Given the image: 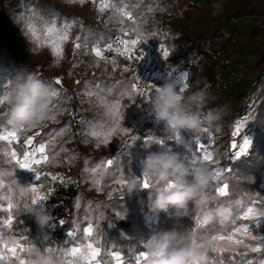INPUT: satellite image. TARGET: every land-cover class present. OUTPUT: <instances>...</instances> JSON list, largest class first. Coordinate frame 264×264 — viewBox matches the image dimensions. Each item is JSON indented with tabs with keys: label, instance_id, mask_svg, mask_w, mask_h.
Masks as SVG:
<instances>
[{
	"label": "trees",
	"instance_id": "1",
	"mask_svg": "<svg viewBox=\"0 0 264 264\" xmlns=\"http://www.w3.org/2000/svg\"><path fill=\"white\" fill-rule=\"evenodd\" d=\"M113 1L114 3L116 2V0ZM215 1H217V3L219 2V0ZM178 2L181 7L189 9L190 11L197 12L199 10V6L194 0H179ZM227 2L236 4L235 12H224L227 16L242 13H264V1L228 0ZM125 3L128 7L136 11V14H134L137 21L135 25L129 20H122L120 15L115 14L117 11L110 9L109 14H111H108L98 26L83 25L80 22V26H82L80 38H85V41L92 45L100 42L101 46H103L109 42H114L118 36H122L123 33L120 31L122 28L131 30L135 27L146 37V39L142 41L150 45L153 52H158L161 46L169 49L170 45L166 44V37L161 28L164 16L163 11L166 10V5L169 3L157 2L155 0H125ZM116 6L122 7L123 4L117 3ZM0 10L3 14V24L0 26V85L11 80L18 72H33L40 77L41 71L39 67L27 65L22 60L16 43L11 40L12 37L9 31L13 25L11 14H13V12L18 13L20 21H23L26 25L33 23L38 29L50 21L54 15L58 18H61L62 15L59 14L57 10L51 9L50 0H0ZM210 15H212L211 11L208 13V16ZM208 16H205L208 23L207 27L210 28L213 26L216 28L218 23L215 22L211 16ZM71 18L78 19L76 16H72ZM200 27L203 28V25H200ZM206 32L209 34V31ZM129 34H132L131 31H129ZM106 58L108 61L112 60V58ZM160 59L165 60L162 55ZM260 60H264V53ZM260 62L261 61H259V64ZM96 63L95 56L90 51L87 52L75 69L76 80L71 90L73 96L72 103L68 105H61V102L55 103L53 106L58 105L61 109L54 113L56 117L55 120H46L42 124H39L38 127L21 133V141H23L25 136H35L34 143L36 141H41L45 144L54 146L52 151L55 155L53 156L52 152L49 153L50 159H52L53 162L45 164L49 172H56V167L62 160L66 161L68 168L74 171V190L68 193L67 196L57 199L59 204L62 205V208L59 210V213L54 216V220L51 223L52 229H48L49 240L53 245L60 244L67 247L68 242H65V239L68 230L74 228L77 222L80 223L81 229L85 227L86 224L84 221L86 213L92 220L99 221L105 209H112L117 211L120 217L135 224L137 232L133 233L125 225L112 226L108 224L107 220L109 217L111 218V214L108 213L100 219L103 221L102 223L100 222V228L95 233L99 235L100 241L109 248L115 243L125 250L128 247L143 250V246L139 244V241L142 242L146 240L153 232L189 230L194 226L195 219L197 217L199 218V216L194 213L192 217H177L174 215L175 209L170 208L167 213H155L156 218L151 223V227H148L142 222V216L150 212L147 207L148 190L144 189L131 198L124 196V188H122L121 185H117L112 180L114 175L113 166H107V170L102 168L97 173L96 179L100 180L103 185V190H96L92 183L93 178L90 174V169L96 168L102 161H106L109 158L115 159L123 150L125 155L121 159L125 173L124 178H142L143 174L140 167L135 166L131 161L142 162L149 152L158 151L156 149V144H152L150 148L145 149L143 147L145 143L138 135H133L140 138L134 143H132L131 140L132 136L127 138L133 127L147 125V123L142 120H144L148 110L151 109V101H148L146 98L129 100L127 95L121 100V111L124 115L121 120V128H128L129 133L127 135L123 133L114 134L108 144L101 143L99 147H97L96 139L90 135L91 126L106 122L108 117L106 116L105 108L96 103L95 96L91 99L86 96L84 91L85 88L90 86L89 82L99 84L101 88L110 90V92L105 93V97L109 99L110 103H114L115 98L119 97L121 93H126L129 90L132 80L129 75L123 73V70V72L119 71L115 73L113 65L110 62L105 63V61H100L98 67ZM187 65V62L183 63L188 73L187 83L190 86V88H188L189 90L194 88L197 80L201 81L204 69L200 62L194 65ZM136 69L138 75L141 72V66L137 65ZM211 69L215 71L216 67L213 66ZM77 81L81 83L77 84ZM81 101L88 102L82 103ZM53 106H51V108ZM6 119L3 121L5 126ZM252 121L254 122L252 133L255 137L248 155H243L238 160L228 159L226 168L229 170L222 172L218 181L213 182L209 189L210 192L216 194V186H223L225 183L229 185V195L226 197L219 196V203L232 206V215L226 222L213 220L210 223L203 224L202 229L198 230V232L200 234L202 232L206 233L204 236L207 238L221 231L226 232L235 215L245 206L252 203V201L257 198L256 194L258 192L264 195V189L259 185L261 176L264 174V152L262 148V142H264V136H262L264 131V96L256 107V113L252 116ZM36 133H39V135L36 136ZM86 133H88L87 136ZM50 138L52 139L50 140ZM86 138L89 140L87 144L83 142ZM13 147L17 148V151L22 154L23 149H21L19 145L14 144ZM213 153L214 158L219 159L220 150ZM6 160V156L0 155V168L12 171L11 166L6 163ZM15 177L21 186H29L22 169H16ZM51 180L49 176L48 180H46L43 185H49L50 182H52ZM150 182L152 183V181ZM5 183H8L7 178ZM89 189H92V193L90 194L87 193ZM109 193H111V196H109ZM237 197L243 198V203L239 206L236 205ZM20 199L22 205L20 209H24V204L28 203V198L21 197ZM77 201L80 205L79 209L75 207ZM141 201H143V203H141ZM257 205L258 210L264 209V202H260ZM191 206L190 204V207ZM89 209H91V211H89ZM98 210H101L100 216L96 215ZM18 219V227L20 230H23V222H26L28 225L37 224L29 212L19 213ZM60 219L65 220L63 226L59 224ZM251 229L254 234H264V222L261 223L259 228L253 224ZM4 231L8 237H19L21 235V233L16 231L15 225L12 230L5 229ZM121 232L126 234L125 238L121 236ZM28 237L35 241L30 235ZM247 242L253 245L257 243L256 241ZM244 251L243 248L235 252L225 251L222 254L224 257V264H229L228 257L230 256H235L234 264H242V262L247 260H252L253 264H259L261 260H264V248L258 253L248 252L246 256L241 255ZM219 255L218 253H213L211 244V249L208 253V264H215V260ZM13 264H15V262H13Z\"/></svg>",
	"mask_w": 264,
	"mask_h": 264
},
{
	"label": "rangeland",
	"instance_id": "2",
	"mask_svg": "<svg viewBox=\"0 0 264 264\" xmlns=\"http://www.w3.org/2000/svg\"><path fill=\"white\" fill-rule=\"evenodd\" d=\"M155 1L169 3L166 5V10L163 11L164 16L161 25L165 37L168 35L167 37L169 38L168 42L167 37L165 40L166 44L170 45V56L168 59L161 60L160 50H158V52H153L151 46L146 44L144 41H141L135 52V56H139L144 53L143 59L141 60H137L135 56L132 59H125L122 56H117L114 52H105L104 55L105 57L112 59L115 58L117 61L115 73L119 71L123 72V69L127 68L128 71H124L123 73L125 75H129L132 82L133 77L137 76L139 79H141L139 82L142 87L145 86L146 83H152L156 86H161L165 79L169 77L176 81L177 76L186 72V68L183 66L184 62H187V66L200 62L204 69L201 76V86H203L205 83L210 85L208 88L210 99L204 111L207 112L208 110H215L222 113V119L219 121L218 128H208V126L205 124L203 125L202 130L207 128L208 131L215 137V141L211 144L210 150L213 152L220 150L218 159L220 160V165H218V167H227L226 162L228 159H231V143L233 140L235 139L236 143L239 144L242 142L243 136H247L251 140V147L252 141L255 137V135L252 133V128L254 126L252 116H254L256 113V107L264 96V60H260L262 54L264 53V27L259 26L254 21H249L246 23L245 29L240 33H237V35L233 37V40L228 42L231 51L226 52L222 58L218 59L201 50H208L217 42V38L214 37L216 28L213 26L210 28L207 27L208 23L206 17L208 16L209 12L206 10V7L208 4H213L215 7H221L223 13H232L236 11L235 3L230 4L227 2L228 0H219L218 3L215 0H194V2L199 6V10L197 12H193L189 9L181 7L178 2L179 0ZM112 2L114 1L112 0ZM50 5L51 9L57 10L59 14L62 15V17L58 18L56 15H54L48 22H54L57 27H59L65 21L72 22L75 20L73 27L69 31V40L64 44V56L59 64L53 63L54 58L51 55V50L49 47H41L35 42L34 38L29 32L28 25L19 20L20 17L18 16V13L13 12V14H11L13 25L9 31L12 37L11 40L16 43V47L20 51L22 60L27 65L38 66L39 70L41 71L40 78L45 83L54 81L58 77L62 78L63 83L61 86H56L54 83L52 85L53 88L60 89V96L52 99L51 106L57 102H61V105H68L73 101L71 90L76 80L75 69L77 66L73 67V62L75 60L76 64L78 65L86 55L84 49H81L80 53L76 57L73 56L72 41L75 39V37H80V22L83 25L98 26L100 22L108 16L110 9L101 14L98 11V5L93 4L91 0H85V3L83 4L69 3L68 0H50ZM123 6H125V4H123ZM128 8L134 16V14H136L135 9L131 7ZM115 14L118 13L116 12ZM246 14L252 15L254 20L256 16L262 15L264 13ZM72 16H76L78 19H73L71 18ZM121 18L122 20H128L123 17ZM2 24L3 14L0 10V26ZM200 25H203V28H201ZM206 31H209V34ZM205 40H207L208 43L206 48H203ZM81 42L86 43L89 47L92 46V44H89L85 41V38L81 39ZM259 61H261L260 64ZM137 65L141 66V72L138 75L136 69ZM213 66L216 67L215 71H212L211 69ZM237 68H240L238 71V77H233L231 72H237ZM178 88L179 84H177V89ZM190 90H194V88L187 90L183 94H187ZM0 111H3L2 107H0ZM246 116L248 117V122L244 129H242L241 136L233 138L231 133L234 130L235 121ZM142 121L146 122L147 125H138L133 127L127 138L133 135H138L142 140L146 136L167 140V138L172 135L164 129L163 121H158L151 109L148 110L147 115ZM202 130L199 131L200 134H203ZM179 131L182 138V143L172 144L170 146L175 152L179 153L181 159L187 163L185 156L188 155L189 147L194 148L195 146V133L187 129H182ZM262 136H264V131ZM262 144L264 152V142H262ZM6 148L7 146L4 145L5 151H7ZM156 149L158 151H162L163 147L156 144ZM248 153L245 155H248ZM131 163L140 167L142 171V162L131 161ZM56 169V172H49L46 165H41L39 167L41 176L46 173L56 174L58 176L62 175L66 177V182L61 183L60 180H51L52 182H50L49 185H43L41 192L42 194H48V199L45 202H41L33 206L37 211H48L51 215H53V217L56 216L59 213V210L62 208V205L59 204L57 199L67 196L68 193L74 190V171H72L71 168H68L67 162L62 160L60 164L57 165ZM22 170L29 186L39 183L36 180L35 173H32L26 169ZM259 185L264 189V174L261 176ZM121 187L124 188V185ZM87 193H92V189H89ZM13 196L14 203H18L21 208V196L19 191L15 190ZM254 200H257V198ZM257 204L256 207L258 209ZM23 211L24 209H19L17 211V219L19 213H22ZM108 213L111 214V218L109 217L107 220L108 224L112 226L125 225L133 233L137 232V227L135 224L120 217V215L118 216V212L112 209L104 210L103 215L99 218V221H97L99 227L96 229V231L100 228V224L103 221L100 219ZM96 215L100 216L101 210H98ZM31 216L35 219L34 214L31 213ZM142 218V222L148 227H151V223L156 218V214L148 212L144 214ZM15 223L16 220L13 221V225H15ZM23 223V230H27V236L30 235L35 240L33 242L38 247L43 249L47 243L50 247L54 246L49 240L48 236V229H52L51 224L42 229L37 224L28 225L26 222ZM252 226L253 225H250L251 228ZM121 236L125 238L126 234L121 232ZM46 237H48V241L45 239ZM65 242H68L67 246H70L72 243L71 237L67 235ZM139 244L143 246L142 242L140 241ZM22 255L28 259L27 252L23 253ZM79 256L80 255L72 257L71 264H73L74 259ZM64 264H69V261L66 257H64Z\"/></svg>",
	"mask_w": 264,
	"mask_h": 264
},
{
	"label": "snow or ice",
	"instance_id": "3",
	"mask_svg": "<svg viewBox=\"0 0 264 264\" xmlns=\"http://www.w3.org/2000/svg\"><path fill=\"white\" fill-rule=\"evenodd\" d=\"M69 3H85V0H68ZM93 4L98 5V11L102 14L109 9H114L118 14L128 19L133 25L136 24V17L133 16L132 12L127 7L125 0H91ZM121 3L125 6L117 7L116 4ZM34 15V13H33ZM75 20L72 22L65 21L61 26L57 27L54 22L45 23L40 29H38L35 24L29 23L28 29L35 42L41 46H47L51 50V55L53 56L54 64H59L64 56V44L69 40V31L73 27ZM82 27V26H81ZM123 35L118 36L114 42H109L101 46L100 42L93 44L89 47L86 43L81 42L79 36L75 37L72 41L73 43V56L76 57L81 49H84L85 54L91 52L96 58V66H99L100 61H105V63H111L113 65V70L116 68V60L113 58L111 61L105 57V52H114L117 56H122L125 59H132L135 56L136 49L144 37L137 28L133 27L131 30L122 28L120 30ZM131 31V35L129 34ZM160 53L162 57L167 60L170 56L169 49L161 46ZM144 53L139 56H135L137 60L143 59ZM77 66L76 61L73 62V67ZM128 71L127 68L123 69ZM175 71V70H173ZM171 75V73H170ZM137 76L133 77V82L130 84V88L126 93H121L119 97L115 98L114 103H110L109 99H106L105 93L110 92V90H105L97 83L89 82L88 87L85 88L86 96L91 99L95 96L96 103L101 105L106 110V116L108 117L106 122H101L99 125L91 126V137L96 139V145L99 147L101 143L108 144L113 135L117 133H123L127 135L129 133L128 128H121V120L124 115L121 111V100L127 95L129 100H135L137 98H146L148 101L152 100L153 93L158 89L155 84L146 83L145 86H141L140 81ZM188 73L184 72L177 76L176 83L179 84L177 89L178 95H182L188 90L189 84ZM10 83L8 80L3 85H0V105H3L8 100L7 87ZM53 83L56 86H61L63 81L62 78H56L54 81L47 82L50 86L49 96L50 99H55L60 96V89L53 88ZM80 84V81L76 82ZM82 103L88 101H81ZM96 106V105H93ZM58 105L53 106L50 109V115L47 120H55V115L57 111H60ZM7 118V114L0 116V155L6 156V163L11 166L12 171H7L0 168V264H31L29 259H26L22 254L25 252H30L34 247L40 249L41 251H50L51 247L47 243L46 246L41 249L38 247L33 240H31L26 232L27 230H20L18 227L19 220L16 218V213L20 209L18 203H14L13 193L18 190L21 197H27L28 203L24 204V211L32 208L41 202H45L48 199V194H42L41 188L49 176L52 180H60L61 183L66 182V177L62 175H56L51 173H46L43 177L40 174L39 167L41 165L52 163L49 153L52 152L54 156L55 153L52 151L54 148L51 144H45L41 141H36L35 136H25L23 141H21V133H24L32 128H36L39 125H33L28 128H21L19 131H14L3 124V121ZM248 122V117L238 119L235 121L234 130L231 133L233 138L240 137L242 129ZM99 129V130H97ZM194 148L189 147L188 155L185 156L187 163L192 165L198 163H206L210 166V170L213 172L215 177L214 181H218L219 176L222 172L228 171L226 167H218L220 165V160L214 158L213 151L210 150V146L215 141V137L208 131L207 128L202 130L203 134L200 132H194ZM62 134V133H59ZM58 134V135H59ZM39 133H36L38 136ZM88 133H86V136ZM52 138H50L51 140ZM139 137L132 136L131 140L134 143ZM144 143L158 144L163 148L168 147L172 144L182 143V138L179 129H177L173 135L169 136L167 140L155 138L152 136H146ZM85 144L89 142L86 138L83 141ZM7 145V151L4 150V145ZM14 144L19 145L23 149L22 154L17 151V148L13 147ZM251 145V140L247 136H243L242 142L237 144L235 139L231 143L232 152L230 153V158L233 160H238L241 156L248 153L249 147ZM125 153L122 150L119 155L113 158H109L106 161H102L100 165L96 168L90 169V174L92 176V183L97 191L103 190V185L100 180L96 179L97 173L100 169L107 170V166H113L114 175L112 180L117 185L123 186L125 183L124 169L122 167V157ZM16 169H26L32 173H35L36 180L39 183L30 186H21L18 183L15 173ZM6 178L8 183H5ZM143 187L147 190L151 189L152 183L147 176L142 178ZM172 186L171 183L169 185ZM215 192L220 197H226L229 195V185L225 183L223 186H216ZM257 200H254L252 204L246 206L240 210L234 217L229 229L224 232L221 231L218 234H213L209 237L212 244L213 253L220 254L215 260V264H224L223 253L225 251L235 252L238 249L243 248L245 251L241 255L246 256L248 252L258 253L264 248V234L257 233L254 234L250 225H256L257 228L260 227L261 223L264 222V209L258 210L256 207L257 203L264 202V195L257 193ZM111 196V193H109ZM75 207L79 209V202L75 204ZM91 211V209H89ZM119 216L120 214L117 213ZM21 216V215H20ZM16 220L15 229L17 232L21 233L19 237L11 236L8 237L5 234V229L12 230L14 225L13 221ZM85 227L81 229L80 223L77 222L75 227L68 230L67 235L71 237L72 243L70 246H63L67 249L65 257L68 259L69 264H71V258L77 255H83L85 257V264H146L147 255L145 249L139 250L137 248L128 247L126 250L117 244H113L109 248L106 244L100 241V237L96 233V229L99 227L97 221L89 218V215L85 214ZM59 224L63 226L65 224L64 219L59 220ZM203 224L197 217L195 219L194 226L189 229L190 231H198L202 229ZM201 235H206V233H201ZM48 241V237L45 238ZM247 241H256L255 245L248 243ZM106 258V259H105ZM229 264H234L235 256L228 257ZM242 264H253L252 260H247L242 262ZM259 264H264V260H261Z\"/></svg>",
	"mask_w": 264,
	"mask_h": 264
},
{
	"label": "clouds",
	"instance_id": "4",
	"mask_svg": "<svg viewBox=\"0 0 264 264\" xmlns=\"http://www.w3.org/2000/svg\"><path fill=\"white\" fill-rule=\"evenodd\" d=\"M156 87L158 90L152 97L151 111L158 121H163L169 134L173 135L177 129L199 132L205 124L208 128L219 127L222 113L204 111L210 99V85L205 83L201 86V81L197 80L194 90L178 95L177 84L169 77ZM7 89L8 100L0 105L3 108L0 116L7 114L8 128L19 131L47 120L52 103L50 86L36 73L18 72ZM151 146V143L143 145L145 149ZM142 174L152 181L147 193V207L152 213H167L174 208L177 217L198 214L202 224L213 220L226 222L232 215V206L220 204V197L209 191L215 179L209 166L206 163H186L171 146L149 152L142 160ZM144 189L141 178L125 179L124 196L131 198ZM242 203L243 198L237 197L236 205ZM25 211L34 214L37 225L42 229L54 220L48 211H37L34 207ZM142 245L147 255L146 264H208L211 249L209 238L190 230L153 232L142 241ZM66 252L67 249L60 244L51 246L50 251L34 247L28 252V259L31 264H64ZM84 261L85 257L81 255L74 259L73 264H84Z\"/></svg>",
	"mask_w": 264,
	"mask_h": 264
},
{
	"label": "built area",
	"instance_id": "5",
	"mask_svg": "<svg viewBox=\"0 0 264 264\" xmlns=\"http://www.w3.org/2000/svg\"><path fill=\"white\" fill-rule=\"evenodd\" d=\"M206 10L208 12L211 11V18L218 23V26L216 27L214 33V37L217 38V42L210 49L201 50L211 54L213 57H216L218 59L222 58L226 54V52L231 51L228 42L232 41L233 37L237 35V33H240L242 30L245 29L246 23H248L249 21H254L259 26L264 27V14L256 16V18L253 20L252 15H248L246 13L227 16L222 12L221 7H215L213 4H208ZM207 43L208 41L205 40L203 48H206ZM239 69L240 68H237V72L235 73L234 71L231 72L233 77H238Z\"/></svg>",
	"mask_w": 264,
	"mask_h": 264
},
{
	"label": "crops",
	"instance_id": "6",
	"mask_svg": "<svg viewBox=\"0 0 264 264\" xmlns=\"http://www.w3.org/2000/svg\"><path fill=\"white\" fill-rule=\"evenodd\" d=\"M160 1V0H159ZM161 2H163V1H161ZM168 35H166V37H167ZM168 40H169V38L167 37V42H168ZM171 43V42H170ZM175 53V52H174Z\"/></svg>",
	"mask_w": 264,
	"mask_h": 264
}]
</instances>
